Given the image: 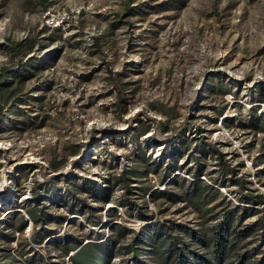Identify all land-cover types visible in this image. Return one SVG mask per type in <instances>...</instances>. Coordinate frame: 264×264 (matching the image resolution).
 I'll use <instances>...</instances> for the list:
<instances>
[{
	"label": "rangeland",
	"instance_id": "obj_1",
	"mask_svg": "<svg viewBox=\"0 0 264 264\" xmlns=\"http://www.w3.org/2000/svg\"><path fill=\"white\" fill-rule=\"evenodd\" d=\"M189 170L222 192L202 212L166 195ZM244 195L264 196V0H0V264L88 243L128 264L118 226L210 244L231 211L221 264H264Z\"/></svg>",
	"mask_w": 264,
	"mask_h": 264
},
{
	"label": "trees",
	"instance_id": "obj_2",
	"mask_svg": "<svg viewBox=\"0 0 264 264\" xmlns=\"http://www.w3.org/2000/svg\"><path fill=\"white\" fill-rule=\"evenodd\" d=\"M173 153L166 154L167 165L170 166L168 178L170 177L174 181V184L179 186V180L173 176V170L178 166L175 164L176 162L173 164L170 160L173 159ZM227 172L230 177L235 174V170L228 167ZM188 176L191 178V181L183 179L181 182L184 189H186L183 195L177 192L166 193L172 202L176 203L179 199L183 198L186 202L192 204L197 212H202L205 206L212 205L222 195L218 187L206 184L202 180V177H205L202 173L189 170ZM232 181L235 185L241 188L244 187L242 181L238 179ZM154 195L153 193L150 194V196ZM243 197L246 203H254L255 205L264 203L263 195H255L253 197L244 195ZM224 218V221L218 224L217 230L213 232L214 236L210 244H205L199 235L192 233L189 228L180 225L166 228L168 229L166 231L161 225H156L149 229H140L138 232H132L124 226H118L115 228L118 237L113 242L119 245L120 239L127 235H134L131 243L122 248L125 255L131 256V261L128 264H221L225 260L227 249L230 248L229 237L234 230L233 224L235 223L236 214L231 211ZM35 221L38 222L37 220ZM180 236L191 237L192 241L185 243L180 239ZM194 243L203 244L209 257L201 256L194 252L191 247ZM63 250L67 256L70 251H76L69 257L72 264H112V260L115 257V254L104 243H88L87 246L81 248L76 244H63ZM143 256L145 259L151 260V263L142 260ZM241 264H243L242 260Z\"/></svg>",
	"mask_w": 264,
	"mask_h": 264
}]
</instances>
